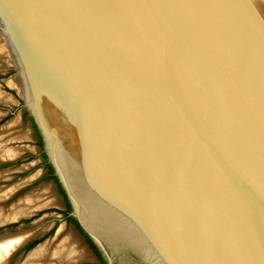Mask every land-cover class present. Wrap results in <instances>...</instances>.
Listing matches in <instances>:
<instances>
[{
	"label": "water",
	"instance_id": "1",
	"mask_svg": "<svg viewBox=\"0 0 264 264\" xmlns=\"http://www.w3.org/2000/svg\"><path fill=\"white\" fill-rule=\"evenodd\" d=\"M3 26L108 264H264V0H0Z\"/></svg>",
	"mask_w": 264,
	"mask_h": 264
},
{
	"label": "rangeland",
	"instance_id": "2",
	"mask_svg": "<svg viewBox=\"0 0 264 264\" xmlns=\"http://www.w3.org/2000/svg\"><path fill=\"white\" fill-rule=\"evenodd\" d=\"M3 36L0 32V92L5 95L3 101L0 100V135L3 139L6 138V143L3 142L0 148L11 149L16 152V156L15 159L0 162V235L26 229L37 232L26 245L14 251L8 264H23L28 254L37 246H44L45 256L64 238L74 239L76 246L87 252L82 256L84 258L87 255V259L84 258V263L80 264H101L88 249L73 222L64 220L63 215L57 211L56 206L61 205L57 204L56 200L42 209L33 211L31 213L35 214L33 216L26 215L12 222L4 221L11 207L20 199L27 195H39L46 190L54 195L55 187L54 180L45 176L46 168L39 151L40 145L43 144L39 143V138L34 133L37 130L36 123L21 98L16 69L11 61L6 37ZM42 258L43 256L39 259L40 263L43 261ZM86 260L89 262L86 263Z\"/></svg>",
	"mask_w": 264,
	"mask_h": 264
},
{
	"label": "bare ground",
	"instance_id": "3",
	"mask_svg": "<svg viewBox=\"0 0 264 264\" xmlns=\"http://www.w3.org/2000/svg\"><path fill=\"white\" fill-rule=\"evenodd\" d=\"M3 33L6 37L7 46L11 52V61L14 65L19 68V74L22 77V84L17 79V84L20 88L21 97L26 100L27 104L33 110L32 97L26 67L25 54L18 40H16L12 33H10L8 27L3 26ZM3 50V49H2ZM17 78V76H16ZM5 95L0 92V100L3 101ZM34 112V110H33ZM10 136V133L8 134ZM20 136V135H19ZM9 138V137H8ZM21 138V137H19ZM6 138H2L0 135V145L3 146ZM15 140V139H14ZM6 143V142H5ZM0 161L10 160L16 156V152L11 149L1 150L0 148ZM15 159V158H14ZM11 190V189H10ZM8 192V191H7ZM6 193V192H5ZM46 190L39 195H27L26 197L19 200V202L11 207L10 212L4 219L17 220L20 217L31 215L35 210L44 208L46 205L53 203L55 200L54 195ZM1 195V194H0ZM5 217V216H4ZM3 219V217H2ZM5 221V222H6ZM37 232L31 230H19L16 233H10L6 235H0V264H8L10 257L14 251L25 241L34 236ZM51 248V247H50ZM47 249V248H45ZM48 250V249H47ZM46 250V251H47ZM48 253V252H47ZM84 254L83 249L76 246L74 239L64 238L59 243L55 244L48 254L44 256V246H37L27 256L23 264H80V260ZM43 256V261L39 259ZM85 256V255H84ZM87 255L84 257L86 258ZM87 259V258H86Z\"/></svg>",
	"mask_w": 264,
	"mask_h": 264
},
{
	"label": "flooded vegetation",
	"instance_id": "4",
	"mask_svg": "<svg viewBox=\"0 0 264 264\" xmlns=\"http://www.w3.org/2000/svg\"><path fill=\"white\" fill-rule=\"evenodd\" d=\"M34 133L37 135L39 138V143L43 144L40 145L39 151L41 155L43 156V164L46 168L45 170V176L50 177L52 180H54L53 186L54 188V195L56 197V203L60 204L61 206H56L57 211L63 215L64 220L67 221H72L74 224V227L76 230L79 232V234L83 237L88 249L91 251L93 256H95L98 260H100L101 264H108L107 259L105 258L104 254L100 250L99 246L93 239V237L89 234V232L83 227L79 219L73 214V208H72V203L70 200V197L67 193V190L62 182V179L60 175L57 173L55 166L52 164L50 161L47 152L44 148V141H43V136L40 132V130H35ZM35 215V214H33ZM31 215V216H33ZM41 233H39L40 235ZM36 237V236H35ZM84 253L86 254L87 252L83 250ZM82 263H84V258L80 260ZM80 262V263H81ZM86 263L89 261H85Z\"/></svg>",
	"mask_w": 264,
	"mask_h": 264
}]
</instances>
